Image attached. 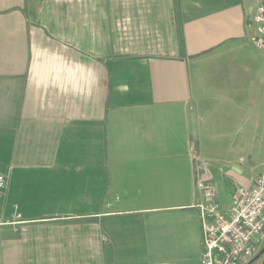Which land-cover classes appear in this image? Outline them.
I'll return each mask as SVG.
<instances>
[{
  "label": "crops",
  "instance_id": "obj_1",
  "mask_svg": "<svg viewBox=\"0 0 264 264\" xmlns=\"http://www.w3.org/2000/svg\"><path fill=\"white\" fill-rule=\"evenodd\" d=\"M257 4L0 0V264H200L194 157L222 210L264 164Z\"/></svg>",
  "mask_w": 264,
  "mask_h": 264
},
{
  "label": "built area",
  "instance_id": "obj_2",
  "mask_svg": "<svg viewBox=\"0 0 264 264\" xmlns=\"http://www.w3.org/2000/svg\"><path fill=\"white\" fill-rule=\"evenodd\" d=\"M257 1L253 46L264 52V0ZM194 160L195 187L201 196L195 205L201 225L200 264H253L264 243V164L252 185L238 188L230 205L222 210L207 166L197 157ZM6 185L7 177L0 174V197ZM10 223L15 222L0 219V226Z\"/></svg>",
  "mask_w": 264,
  "mask_h": 264
},
{
  "label": "rangeland",
  "instance_id": "obj_3",
  "mask_svg": "<svg viewBox=\"0 0 264 264\" xmlns=\"http://www.w3.org/2000/svg\"><path fill=\"white\" fill-rule=\"evenodd\" d=\"M254 137H258L263 143L261 146H256V165L259 166L261 161L264 158V134L254 135ZM259 155V157H258ZM203 160L208 163V157H203ZM254 264H264V254L254 263Z\"/></svg>",
  "mask_w": 264,
  "mask_h": 264
},
{
  "label": "water",
  "instance_id": "obj_4",
  "mask_svg": "<svg viewBox=\"0 0 264 264\" xmlns=\"http://www.w3.org/2000/svg\"><path fill=\"white\" fill-rule=\"evenodd\" d=\"M227 170H233V171H236L235 168H233V167H224V168H223V171H227ZM236 172H237V171H236ZM262 254H263V251L260 252V253L258 254V256L256 257V259L259 258Z\"/></svg>",
  "mask_w": 264,
  "mask_h": 264
}]
</instances>
